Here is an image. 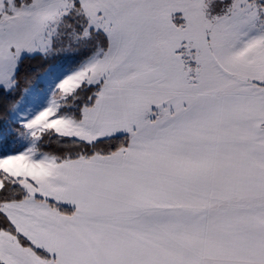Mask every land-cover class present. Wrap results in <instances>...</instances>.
Masks as SVG:
<instances>
[{
  "label": "snow or ice",
  "instance_id": "obj_1",
  "mask_svg": "<svg viewBox=\"0 0 264 264\" xmlns=\"http://www.w3.org/2000/svg\"><path fill=\"white\" fill-rule=\"evenodd\" d=\"M0 264H264V0H0Z\"/></svg>",
  "mask_w": 264,
  "mask_h": 264
},
{
  "label": "trees",
  "instance_id": "obj_2",
  "mask_svg": "<svg viewBox=\"0 0 264 264\" xmlns=\"http://www.w3.org/2000/svg\"><path fill=\"white\" fill-rule=\"evenodd\" d=\"M28 65H37L38 64V61H29V62H26Z\"/></svg>",
  "mask_w": 264,
  "mask_h": 264
}]
</instances>
